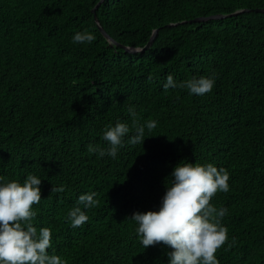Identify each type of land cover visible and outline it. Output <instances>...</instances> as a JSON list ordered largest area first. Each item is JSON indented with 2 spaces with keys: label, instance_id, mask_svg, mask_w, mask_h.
Returning <instances> with one entry per match:
<instances>
[{
  "label": "trees",
  "instance_id": "16d2710c",
  "mask_svg": "<svg viewBox=\"0 0 264 264\" xmlns=\"http://www.w3.org/2000/svg\"><path fill=\"white\" fill-rule=\"evenodd\" d=\"M101 1L0 0V175L43 179L32 223L51 229L48 253L67 264H168L172 249H145L131 218L158 209L187 161L230 174V190L210 201L227 208L220 264H264V13L234 15L264 0H103L96 15L117 43L96 21ZM217 15L233 16L183 23ZM85 29L96 39L74 44ZM157 29L145 52L120 46L142 49ZM169 74L216 83L204 96L165 91ZM118 120L130 132L116 158L90 152L108 147L103 132ZM147 120L157 126L144 142L127 143ZM89 192L97 203L72 228L67 214Z\"/></svg>",
  "mask_w": 264,
  "mask_h": 264
},
{
  "label": "clouds",
  "instance_id": "9594fccd",
  "mask_svg": "<svg viewBox=\"0 0 264 264\" xmlns=\"http://www.w3.org/2000/svg\"><path fill=\"white\" fill-rule=\"evenodd\" d=\"M95 39V34L87 29L72 36L74 44H91ZM215 83L214 76L204 75L178 85L169 74L163 88L167 91L179 86L187 89L189 95L204 96L213 90ZM128 113L135 124L137 113L133 106L128 108ZM156 126L155 120L145 121L135 128L127 143L144 142L145 127L151 131ZM129 132V125L118 120L103 132L102 139L108 147L90 146L89 151L101 158L106 155L116 158ZM170 177L158 209L137 211L131 218L137 225L135 231L142 246L146 249L162 242L172 249L167 252L168 264H220L215 253L228 239V229L221 223L227 208L218 209L210 201L218 191L230 190L229 172L213 163L181 161ZM42 180L35 174H28L23 182L0 175V264H67L47 251L51 247V229L42 227L38 231L32 223L37 215L33 205L42 199ZM63 191V186H53V192ZM96 195L95 192L79 195L77 206L67 214L72 228L88 221L86 210L95 206Z\"/></svg>",
  "mask_w": 264,
  "mask_h": 264
},
{
  "label": "water",
  "instance_id": "95a60500",
  "mask_svg": "<svg viewBox=\"0 0 264 264\" xmlns=\"http://www.w3.org/2000/svg\"><path fill=\"white\" fill-rule=\"evenodd\" d=\"M103 1V0H102ZM102 1L97 5V7L94 9V13H95V18H96V21L98 23V26L100 28V30L102 31V33L113 43H117L106 31L105 29L101 26L100 22H99V19L96 15V11L97 9L99 8L100 4L102 3ZM251 11H254V12H261V13H264V9H261V8H256V9H247V10H243V11H239V12H236L234 15H238L240 13H244V12H251ZM228 16H233V15H217V16H210V17H199V18H196L194 20H190V21H186V22H183V23H194V22H206V21H209V20H214V19H223V18H226ZM173 25H177V24H171L169 26H173ZM159 33V29L155 30L153 36L151 37V40L149 41V43L142 49H138V48H132V47H125V46H122L120 45L121 47L125 48L127 52L129 53H138V52H145L147 51L148 49L151 48V46L153 45L157 35ZM119 45V44H118Z\"/></svg>",
  "mask_w": 264,
  "mask_h": 264
}]
</instances>
